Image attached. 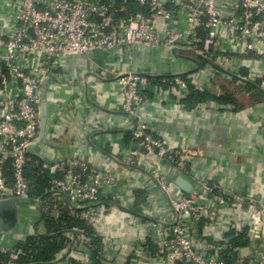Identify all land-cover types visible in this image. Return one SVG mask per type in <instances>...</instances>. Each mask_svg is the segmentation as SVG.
<instances>
[{
	"label": "built area",
	"instance_id": "2783aa9c",
	"mask_svg": "<svg viewBox=\"0 0 264 264\" xmlns=\"http://www.w3.org/2000/svg\"><path fill=\"white\" fill-rule=\"evenodd\" d=\"M131 2L138 11L124 6ZM233 4L239 9L235 15H224L220 10L224 5L233 10ZM157 19L162 20V31L157 28ZM199 30L204 33L202 39ZM224 33L239 39L248 51L253 50L254 41L264 44V0H10L7 5L0 0V201L17 199L19 227L39 217V200L25 175L27 148L38 141L44 86L47 76L52 75L49 69L60 57H91L111 50L122 56L124 49L136 46L189 47L203 58L214 56L213 63L221 68L229 60L215 56L216 52L227 53L217 49ZM196 72L186 79L204 91ZM153 77L133 72L116 75L124 93L122 111L133 120L146 100L144 93L155 87L150 80ZM171 83L172 91L182 97L187 94V82L179 75ZM261 87L264 89V81ZM131 135L138 146L129 153L126 162L130 164L156 155L189 170L202 155L201 148L188 144L176 151L166 147L161 139L147 134L143 123H136ZM7 162L11 166L10 184L1 170ZM43 168L54 176V195L65 197L73 208L92 207L103 194L113 204L119 199L116 191L109 190L115 177L93 169L81 158L69 156ZM151 172L173 214L171 219L152 225L161 235L159 254L165 257L164 264H264V190L259 197L250 198L223 191L204 178H193L192 191L187 194L177 191L174 182L157 170ZM202 224L211 231L200 230ZM219 228L223 233L218 235L215 231ZM14 232L12 228L3 234ZM238 235H244L248 244L231 247L230 239ZM18 238L16 235L4 244L0 239V253L9 254L14 264L22 242ZM77 242L67 249L68 257L85 249ZM89 248L97 251L96 246ZM103 251L106 254H99L102 264L117 262Z\"/></svg>",
	"mask_w": 264,
	"mask_h": 264
},
{
	"label": "crops",
	"instance_id": "0c3cea01",
	"mask_svg": "<svg viewBox=\"0 0 264 264\" xmlns=\"http://www.w3.org/2000/svg\"><path fill=\"white\" fill-rule=\"evenodd\" d=\"M5 2L10 4V0ZM124 6L128 10H139L132 2ZM220 10L224 15L239 12L234 4L233 10L229 5ZM156 24L162 31V20L157 19ZM217 49L226 50L225 54L215 53V56L229 58L226 67L217 68L214 60L197 55L193 48L146 46L124 49L122 56L114 50L91 57L63 56L51 66L52 75L47 76L38 110V130L42 137L33 147V153L28 155L39 159L42 169L49 174L50 171L43 168L44 164L50 165L69 156L81 158L93 169L114 176L116 182L109 190L116 191L119 196L113 204L103 194L89 208H73L65 197H51L49 204L52 207L46 210L48 218L56 220L63 208L73 209L80 211L77 217L88 227L85 230L74 226L65 233L70 245L78 241L85 249L68 257L69 245L51 264H102L99 254H106L103 250L115 258V264H164L165 257L159 254L161 235L152 225L171 219L173 214L151 169L173 181L176 190L181 192L177 179H183L192 187L193 178H204L232 194L250 198L262 194L264 98L254 101L249 98L250 92H241L238 95L245 97L246 104L239 110L208 104L187 111L180 104L183 97L179 92L164 91L155 86L144 93L146 100L139 107L137 119L130 118L121 108L124 93L116 75L128 72L174 77L197 71L199 86L217 94L219 89L212 86L217 77L227 80L226 76L232 74L238 78L236 84L241 86L244 81H264V44L254 41L253 50L248 51L239 39L224 33ZM202 60L205 62L200 66ZM136 123L145 124L147 134L161 139L174 151L188 144L201 148L202 155L189 170H181L156 155L135 164L127 163L129 153L138 146V141L131 135ZM1 170L7 179L5 164ZM36 197L39 217L34 222L24 223L20 228L17 208L15 232L9 236L3 234L0 220L3 244L14 240L16 235L24 242L36 233L48 232L41 198ZM203 228L205 232L210 230L202 224L200 230ZM215 233L219 235L223 231L219 228ZM91 245L96 246L97 251H90ZM6 264L14 263L8 260Z\"/></svg>",
	"mask_w": 264,
	"mask_h": 264
},
{
	"label": "trees",
	"instance_id": "16d2710c",
	"mask_svg": "<svg viewBox=\"0 0 264 264\" xmlns=\"http://www.w3.org/2000/svg\"><path fill=\"white\" fill-rule=\"evenodd\" d=\"M132 8H134V6ZM198 37L200 39L204 37V33L200 30ZM211 60H214V56L211 57ZM204 62L205 61L202 60L199 65L202 66ZM189 74L190 73L183 76L179 75L180 78L187 82V94L180 101V104L187 111L208 104H215L219 107L229 106L235 110H239L246 104L245 97L243 95H238L241 94V92H250L249 98H253L254 101L264 98V90L261 89L260 81H244V86H241L236 84L238 78L232 74H228L229 78H227V80H222L217 77L212 84L214 88L217 87L219 89V93L217 94L212 90H197L190 84V81L186 79ZM172 79L173 76L150 78L157 88L164 91H172L174 87V84L171 83ZM10 168V162H7L5 164V169L9 184L12 178ZM25 175L32 186L33 194L41 198V210L45 218V225L48 232L46 234H37L34 237L27 238L24 242H20L17 247L20 254L15 264H51L56 260V255L70 245V240L65 237V233L74 226L84 227L85 230H88V227L85 226L84 221L77 217L80 211L73 209L63 208L60 211L59 218L56 220L47 217L48 213L46 210L52 207V204H49L50 198L55 196L51 188V180L54 176L42 169L39 159L32 155H28ZM229 243L231 247H244L248 244V240L244 235H238L232 237ZM8 260H10L9 254L0 253V264H6Z\"/></svg>",
	"mask_w": 264,
	"mask_h": 264
},
{
	"label": "water",
	"instance_id": "95a60500",
	"mask_svg": "<svg viewBox=\"0 0 264 264\" xmlns=\"http://www.w3.org/2000/svg\"><path fill=\"white\" fill-rule=\"evenodd\" d=\"M43 111V110H42ZM42 137V132L40 131V135L38 141L34 145H30L27 148L28 154L33 153V147L39 143ZM178 186L182 189L183 192L190 194L192 191V187L189 183L185 182L183 179H177ZM17 199H7L0 201V220L2 221L3 231L11 230L18 220V209H17Z\"/></svg>",
	"mask_w": 264,
	"mask_h": 264
}]
</instances>
